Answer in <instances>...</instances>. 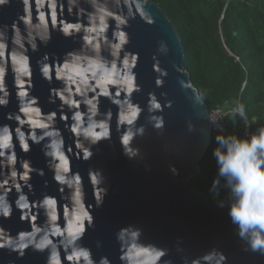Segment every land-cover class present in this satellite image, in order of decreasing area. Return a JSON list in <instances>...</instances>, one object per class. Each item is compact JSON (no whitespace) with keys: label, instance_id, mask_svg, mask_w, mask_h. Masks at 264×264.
<instances>
[{"label":"water","instance_id":"95a60500","mask_svg":"<svg viewBox=\"0 0 264 264\" xmlns=\"http://www.w3.org/2000/svg\"><path fill=\"white\" fill-rule=\"evenodd\" d=\"M98 8L111 13L105 16L107 28L100 34L88 31L99 28ZM41 14L47 24L46 39H41L35 29L29 35L27 21L38 25ZM94 17L97 19L93 20ZM66 24H79L80 28L70 29L66 35L63 32ZM0 32L3 33L0 36V98L7 100L0 105V128L6 126L11 136V148L3 149L4 155L0 156V193L7 192L12 205L9 217L0 216V245L21 232L32 231L33 225L42 229L58 227L64 232L76 214L73 199L76 186L56 181L55 167L59 160L45 155L51 138L44 137L38 144L28 138L32 131L37 136L45 131L34 129L28 122V114L21 111L35 98L37 103L32 106L40 108L38 119L47 122V115L55 113L52 127L59 130L64 141L63 151L70 167L67 175L78 173L81 177L84 208L93 221L91 226L85 221L84 236L77 243L91 250L96 264L102 257H107L110 264H125L121 259L124 250L117 243L115 233L128 225L141 229L140 240L144 244L166 250L159 264H197L198 261L204 264L203 256L212 251L223 253L224 264H264V254L246 250L247 244L234 232L227 207H219L220 200L210 202L204 193L189 184L199 173V161L210 142L209 137L205 146L206 139L200 131L201 127H209L208 110L204 102L196 99L199 94L184 69L181 41L161 8L150 0H96L95 4L93 0H75V3L72 0H27V3L6 0L0 4ZM17 32L24 38L23 49L15 44ZM117 32L125 34L126 43L118 55H113L112 45L119 42ZM85 37H91V43ZM69 53L81 57V67L97 60L111 70L114 63L119 76L113 72L111 79L122 81L127 74L132 75V90L129 92L128 85L122 82L107 83L104 86L108 95H103L97 84L102 72L97 77L86 73L87 84L79 77L75 83L66 77L58 78L57 70L65 62L71 63ZM20 56L28 59L27 75L17 70L19 65L14 57ZM125 60L131 65L130 72L124 67ZM44 65L49 67L50 78L43 75ZM22 91L25 97L20 96ZM153 97L160 105L158 109L151 107ZM69 99L73 101L71 105L65 102ZM88 99L98 104L94 119L107 123L110 131L109 138H101L95 144L72 131L77 111L82 114L83 127L88 126ZM125 102L138 109L132 125L120 121L121 115H131L130 111H122L121 105ZM161 121L162 127H157ZM190 122L197 126L196 131H188ZM141 126L143 134L130 142V148L139 149V154L129 158L120 143L121 136L129 127ZM18 129L24 132L29 144L27 152L21 147ZM85 149L93 153L88 160L83 159ZM13 153L15 163L11 164L8 157ZM25 163L29 165L27 181L23 179ZM170 165L177 169L175 174ZM90 170L97 173L100 183L91 182ZM12 171L16 172L15 178L11 177ZM97 193L103 199L100 206H97ZM20 194L26 195L28 209L16 206ZM46 197L56 200L55 222L49 223L42 207ZM39 235L42 234L37 239ZM48 235L60 264H73L67 258L70 250L66 251L61 243L63 237L51 231ZM52 254L51 246L40 251L29 245L23 249V255L19 250L2 246L0 264H53Z\"/></svg>","mask_w":264,"mask_h":264},{"label":"clouds","instance_id":"9594fccd","mask_svg":"<svg viewBox=\"0 0 264 264\" xmlns=\"http://www.w3.org/2000/svg\"><path fill=\"white\" fill-rule=\"evenodd\" d=\"M75 3V0H72ZM118 2V0H117ZM6 3V0H0V4ZM27 3V0H25ZM96 3V0H93ZM140 4L137 3V7ZM98 12L101 13L98 16L99 28H89V32L96 31L98 34L102 33L104 29L107 28L105 23V16L111 13L107 12L104 8H98ZM40 24L31 25L29 24V35L31 36V30L35 29L36 34L41 36V39H46L47 34V24L44 23V16H40ZM97 19L94 17L93 20ZM121 24L124 23L119 17H117ZM79 30V24H66L63 27L64 34H70V29ZM119 42L112 45L113 55H118L119 50L122 45L126 43V36L123 32L116 33ZM0 36L3 33L0 32ZM23 37L17 32L15 37V44L23 49ZM88 43H91V37H85ZM35 48V44L33 43ZM93 47L98 48V45H93ZM68 56L71 57V63L65 62L63 68L57 70L58 78L66 77L69 81L73 83L76 82V78L79 77L82 83L87 84L88 78L86 73H92L93 77H97L99 72L103 75L97 79V84L101 86V92L103 95H108V90L104 86L107 83H125L128 85V91L132 90L133 77L127 74L122 81L112 80L111 76L113 72H116V65L113 63L111 70L107 69L103 63L97 60H90L86 67L80 66L81 57L74 53H69ZM47 59V56L44 57ZM14 60L19 65L18 71L23 72L25 75L28 73V59L26 56L14 57ZM132 63H135L133 58ZM124 67L131 69L128 60L124 61ZM23 69V71H21ZM42 72L44 77H49V67L44 65L42 67ZM119 76V73L116 72ZM77 92L80 88L76 89ZM6 95V93H5ZM21 97H25V92H20ZM61 99H64L61 95ZM201 103L203 98L197 96L196 98ZM66 103L70 105L73 101L66 100ZM7 100L0 98V105L6 104ZM37 103L35 98L31 100L21 108V111L28 114V122L33 126V128H40L45 130L42 135L37 136L35 131H32L28 137L34 143H40L44 137H49L50 143L47 145V151H45L46 156H52L59 160V163L55 167L54 179L61 184H68L69 186L75 185V195L73 197L76 204V214L74 219L68 223L67 228L64 232L60 228L55 227L51 229H42L41 227L33 225L32 231L21 232L15 239L6 240L2 246H8L13 250H19L20 255H23V249L31 245L35 250L43 251L45 248L51 246L53 249V254L51 260L53 264H60L59 255L55 252V245L49 238L48 232L51 231L53 235H60L63 237L61 243L63 244L66 251L70 250L68 255V260L72 261L73 264H96L92 259L91 250L79 243L85 233V221L88 225H92L93 217L84 208L83 203V192L80 187L81 177L80 175L74 174L73 176H68L70 171L69 160L64 155V141L60 135L58 129L52 127L54 122L55 113L47 115L45 118L47 122H42L40 117V108L33 107ZM86 103L90 106L89 116H88V126L83 127L84 121L81 112L77 111L73 120L76 122L72 128V131L83 135L86 140L90 143L95 144L101 138H109L110 131L107 123H99L94 118L98 113V104L92 99L86 100ZM116 103H120L116 101ZM152 109H158L159 104L155 103V98L153 97ZM122 111L129 112L131 115H121V123H126L127 125H132L134 119L138 114V109L132 107L129 103L121 105ZM151 110V109H150ZM229 115L231 116V121L233 126H235L237 117L242 121H247L248 117L245 110V105L236 102L235 106L230 110ZM33 116L37 117L34 119ZM224 115L218 111H208L207 112V123L209 127H201L200 131L206 139V144L208 142L211 133L214 131V141L215 146L212 149V155L215 160L216 173L213 177L210 192L214 196H219L221 191L226 193V197L221 199L218 206L221 208L227 207L228 217L233 226V230L236 235L247 244L246 250H251L253 252H260L264 254V126L256 128L254 131H246L244 135H239L235 132L225 134L226 130L223 124ZM24 123V121H21ZM157 127H162V121L157 124ZM247 127H250L248 125ZM99 128L100 131L95 129ZM197 130V126L193 123H189L188 131L193 132ZM18 139L21 143L22 149L27 152L29 150V144L26 141L24 132L17 130ZM143 134V127L133 129L129 127L126 129L124 134L121 136V145L123 146L124 153L129 158H134L139 154V149L133 151L130 148V142L137 135ZM11 136L9 134V129L5 126L0 128V156L4 155L3 149L11 148ZM93 155L92 151L85 149L83 151V159L88 160ZM8 161L11 164L15 163V154L13 153L8 157ZM23 167L26 171L23 174V179L28 180V163H25ZM170 170L175 174L177 169L174 165H170ZM11 177H16V172L12 171ZM89 178L93 184L100 183V179L95 171H89ZM17 191H19V185H16ZM106 192V189L104 190ZM97 206L103 203V199L99 193H97ZM16 206L19 209H28L29 202L24 194H20L16 200ZM56 200L54 198L46 197L42 201V207L45 208L46 215L49 218V223L55 222L57 220V215L55 213ZM12 214V205L8 201L7 192L0 193V216L9 217ZM38 234L39 239H37ZM141 229L134 225H128L121 227L115 233L116 241L120 245L124 253L121 259L125 264H159L160 258L166 254V250L158 248L154 244H144L141 242ZM99 246V242H98ZM204 264H224L226 257L223 253H217L215 251L205 254L202 258ZM99 264H110L107 257H102ZM167 264V262H165ZM197 264H200L198 261Z\"/></svg>","mask_w":264,"mask_h":264},{"label":"trees","instance_id":"16d2710c","mask_svg":"<svg viewBox=\"0 0 264 264\" xmlns=\"http://www.w3.org/2000/svg\"><path fill=\"white\" fill-rule=\"evenodd\" d=\"M165 13L179 36L184 69L208 111H228L239 101L247 121L235 126L224 116L225 134L244 135L264 126V0H150ZM250 125V127H247ZM215 132L189 184L210 202L216 173Z\"/></svg>","mask_w":264,"mask_h":264},{"label":"built area","instance_id":"2783aa9c","mask_svg":"<svg viewBox=\"0 0 264 264\" xmlns=\"http://www.w3.org/2000/svg\"><path fill=\"white\" fill-rule=\"evenodd\" d=\"M231 110V109H230ZM230 110H228V111H225V110H221V109H215V110H213V111H218V112H220L221 114H223L224 116L225 115H227V114H229L230 113ZM224 124V123H223Z\"/></svg>","mask_w":264,"mask_h":264},{"label":"snow or ice","instance_id":"6c2138e0","mask_svg":"<svg viewBox=\"0 0 264 264\" xmlns=\"http://www.w3.org/2000/svg\"><path fill=\"white\" fill-rule=\"evenodd\" d=\"M21 71H23V69H21Z\"/></svg>","mask_w":264,"mask_h":264}]
</instances>
